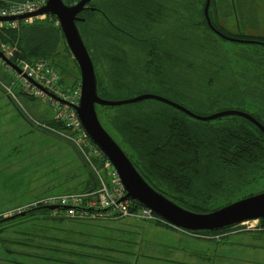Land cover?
Returning <instances> with one entry per match:
<instances>
[{"label": "trees", "instance_id": "obj_1", "mask_svg": "<svg viewBox=\"0 0 264 264\" xmlns=\"http://www.w3.org/2000/svg\"><path fill=\"white\" fill-rule=\"evenodd\" d=\"M64 1L73 4L79 0ZM187 1L189 2L92 0L89 3L79 14L82 19L77 24L95 64L100 96L119 100L124 99L125 94L135 91L137 94L155 93L170 98L200 115H209L212 111L238 109L251 114L264 125V119L258 113H251L244 107L220 106L223 95L229 96V92L235 88V74L228 73L232 79L230 82L216 85L212 91L207 92L205 82L210 71L227 57L216 42L208 41L211 37L203 38L205 31L187 27L171 33L163 28V23L176 18L174 12L186 9L183 6ZM50 17L53 22L47 19L32 24L20 21L15 27H4L0 31V42L16 47L15 55L11 58L13 62L20 59L29 62L46 61L59 72L60 82L66 85L63 68L57 59L61 49L69 51V48L60 26L54 24L56 19ZM207 28L209 29L208 26ZM258 40L264 42V37ZM149 48L161 49L156 54L155 69H151L149 65ZM196 52H200V55L196 56ZM98 67L102 73H99ZM0 77L9 79V75L4 71L0 72ZM226 84L229 85L225 88ZM0 90L6 94L1 86ZM18 93L22 94L20 91ZM21 96L35 99L23 94ZM7 97L19 113L30 121L21 107L10 96ZM103 107L106 109L107 122L123 143L129 146L131 152L115 140L140 173L157 190L187 209L210 212L221 208H212V204L221 198L232 197L242 186L264 174V133L244 117L231 115L212 121H200L157 100ZM4 119V116L0 118V129L5 128L8 123ZM46 122L58 129L65 128L63 122L55 118ZM38 128L54 137L58 136L50 130L39 126ZM57 138L65 141L60 136ZM67 143L76 149L70 142ZM77 155L88 167L80 154ZM90 174L94 182L90 188L83 191L95 185L92 171ZM132 203L134 210L141 206L137 202ZM41 213L45 212L40 211L35 216L38 217ZM57 215L62 214L58 212ZM31 217L34 216L20 219L22 222H32L34 218ZM12 222L2 226L12 228L15 225ZM229 229L198 234L208 235ZM41 243L48 244L47 247L52 249L51 256L54 258V251L58 250L53 249L64 252L61 250L71 249L68 248L70 245L65 244L73 242L61 244L54 236H45ZM85 255L94 256L88 253ZM61 259L64 263L65 260Z\"/></svg>", "mask_w": 264, "mask_h": 264}, {"label": "rangeland", "instance_id": "obj_2", "mask_svg": "<svg viewBox=\"0 0 264 264\" xmlns=\"http://www.w3.org/2000/svg\"><path fill=\"white\" fill-rule=\"evenodd\" d=\"M206 4L207 0L187 1L183 6L186 9L174 12L176 18L163 23V28L171 33L187 27L205 31V35L201 34L203 38L211 37L208 41L216 42L227 57L210 71L205 82L207 92L216 85L230 82L232 79L228 73L235 74V88L229 92V96L223 95L220 106L244 107L264 119V42L258 40L264 37V0H209L207 13L210 22L205 12ZM46 19L53 22L49 15L42 21ZM54 24L58 26L57 21ZM160 50H147L151 69L157 68L156 54ZM199 55L200 52H196V56ZM57 60L63 68L66 86L79 85L80 69L70 50L61 49ZM98 70L102 73L100 67ZM136 92L127 93L124 97L141 94ZM21 101L22 111L33 123L54 118L55 111L46 100L21 98ZM98 114L107 131L131 152L107 122L105 107L99 105ZM2 116L8 123L0 129V213L49 195L77 193L90 188L94 179L72 146L45 133L37 125L34 127L0 90V118ZM261 191H264V174L242 186L232 197L219 199L212 204V208L223 207ZM57 214L52 211L41 213L32 222L19 219L14 227L23 233L8 236L27 238L29 235L33 242H41L45 236H54L61 244L73 242L65 244L70 245L69 252L54 251L55 257L72 260L71 264L245 263L229 258V255L221 256L217 250L218 246L229 249L235 232H246L240 230L243 226L201 235L183 231L166 222L134 216L120 218L102 214L85 219H69ZM261 224L263 221L259 222V227ZM251 232L264 233L262 230ZM86 253L94 256H86ZM20 259L23 260L22 257ZM60 264H64L63 261Z\"/></svg>", "mask_w": 264, "mask_h": 264}, {"label": "water", "instance_id": "obj_3", "mask_svg": "<svg viewBox=\"0 0 264 264\" xmlns=\"http://www.w3.org/2000/svg\"><path fill=\"white\" fill-rule=\"evenodd\" d=\"M91 1L92 0H79L73 4H67L64 0H45L43 5L33 13L0 17V21L20 20L46 14L54 17L58 22L66 44L79 66L81 75V98L79 104L70 106L77 114L86 134L105 154L116 169L121 182L125 187V195L119 200V202L125 200L137 202L141 206L153 211L166 223L194 234L223 230L234 227L246 220L264 218V191L249 195L210 212H196L181 206L166 194L157 190L140 173L124 149L103 126L98 115L97 106L115 107L133 104L144 100H157L200 121H212L225 116L237 115L250 120L258 126L263 133L264 125L251 114L238 109H228L209 115H200L170 98L155 93H142L134 97L119 100H109L100 96L95 64L77 24V22L82 19L79 14L88 7ZM208 5L209 0H207L205 10L207 18ZM219 34L223 36L221 33ZM229 39L235 40L233 38ZM0 58L18 73H22L21 68L11 59L6 57L1 49ZM29 80L38 87L45 89L41 84L32 79ZM47 93L60 102L66 103L65 100L53 92L47 90ZM73 207L74 206L62 205L37 206L20 214L0 219V225L44 210L53 211L56 209H68ZM75 208L89 212L107 211V209H89L85 207Z\"/></svg>", "mask_w": 264, "mask_h": 264}, {"label": "built area", "instance_id": "obj_4", "mask_svg": "<svg viewBox=\"0 0 264 264\" xmlns=\"http://www.w3.org/2000/svg\"><path fill=\"white\" fill-rule=\"evenodd\" d=\"M45 0H24V1H8L0 0V17L17 16L37 11ZM47 15H39L28 17L20 20L0 21V31L4 27H15L20 21L26 24H32L35 21H41ZM0 49L6 57L13 58L16 52V47H10L5 43L0 42ZM22 70L18 73L4 60L0 58V66L4 72L9 75V79L5 80L0 77V86L20 107H23L21 98L23 96L41 98L46 100L54 109V118L57 121L63 122L65 128L58 129L52 127L45 122H37V126L50 130L58 134L61 138L70 142L83 158L89 169L95 177V185L83 192L65 193L58 195H49L38 200L14 209L0 213L1 217L13 216L20 214L31 208L42 205H62L74 206L68 209H56L54 213H62L63 216L72 219H83L90 216L98 217L102 214L112 217H140L155 221H161V217L156 215L150 209L140 206L136 210L132 207L133 203L130 200L119 202L125 195V187L121 179L105 154L92 142L89 136L84 131L77 114L70 105H78L81 98V85L68 87L60 82L61 76L59 72L53 68L48 62L37 60L29 62L23 59L15 62ZM29 79L41 84L45 89L33 84ZM47 90L61 97L66 103L51 97ZM21 92L20 95L18 92ZM75 207H85L89 209H107L103 212H89L79 210ZM263 221L259 227V222ZM249 224V225H248ZM237 226H243L241 231H256L264 230V218L246 220Z\"/></svg>", "mask_w": 264, "mask_h": 264}, {"label": "flooded vegetation", "instance_id": "obj_5", "mask_svg": "<svg viewBox=\"0 0 264 264\" xmlns=\"http://www.w3.org/2000/svg\"><path fill=\"white\" fill-rule=\"evenodd\" d=\"M42 212H49V211L44 210ZM32 215L34 217L31 218H36L35 216L36 213ZM2 218L5 217H1L0 219ZM19 219L20 218L13 220V223L15 222L17 223ZM14 233H23V232L19 231L18 227L7 228L0 225V264H45V263L52 264V262L53 264H59L57 262L63 261L62 259H58L57 257L53 258L51 256L53 255V253L51 251L52 249L49 250V247H47L48 244L30 241L32 239L28 237L29 235L27 236V238H23V237L12 238L8 236V234L11 236ZM24 234L27 233L25 232ZM29 247H33V248H29ZM53 250L59 251V249H53ZM61 251L69 252V250H61ZM21 257L24 261L20 259ZM29 259H31V261H25ZM64 260H65L64 263L67 264L71 263L67 259Z\"/></svg>", "mask_w": 264, "mask_h": 264}, {"label": "crops", "instance_id": "obj_6", "mask_svg": "<svg viewBox=\"0 0 264 264\" xmlns=\"http://www.w3.org/2000/svg\"><path fill=\"white\" fill-rule=\"evenodd\" d=\"M235 233L236 234L231 239V242H229L231 245L230 248L223 249L218 246V253L225 257L229 255V258L245 261V263L249 262L250 264H264V233Z\"/></svg>", "mask_w": 264, "mask_h": 264}, {"label": "bare ground", "instance_id": "obj_7", "mask_svg": "<svg viewBox=\"0 0 264 264\" xmlns=\"http://www.w3.org/2000/svg\"><path fill=\"white\" fill-rule=\"evenodd\" d=\"M63 125V124H62ZM65 127V126H64ZM56 135V134H55ZM58 137V136H57ZM61 138V137H60ZM66 141V140H65ZM67 142V141H66ZM73 148V147H72ZM74 151H76V149L74 150ZM77 154H78V152H77ZM89 168V167H88ZM91 171V170H90Z\"/></svg>", "mask_w": 264, "mask_h": 264}]
</instances>
